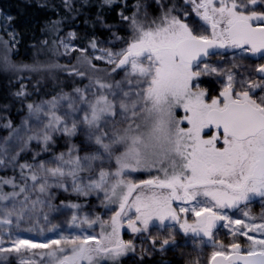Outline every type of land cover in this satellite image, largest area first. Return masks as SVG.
Returning <instances> with one entry per match:
<instances>
[{"label": "snow or ice", "instance_id": "6c2138e0", "mask_svg": "<svg viewBox=\"0 0 264 264\" xmlns=\"http://www.w3.org/2000/svg\"><path fill=\"white\" fill-rule=\"evenodd\" d=\"M117 2L103 0L109 6ZM70 3L64 0L66 7ZM155 3L160 15L148 25L135 14L121 13L131 32L119 51L98 49L93 39L89 46L102 55L89 57L87 48L60 41L63 54L78 51L93 69L92 61L102 60L111 66L109 77L122 78L95 77L72 93L27 104L36 127L26 119V133L16 130L21 147L14 154L6 146L12 136L0 143V167L20 170L19 182L0 176V264L12 259L16 264H120L122 257L137 253L134 240L122 238V229L147 234L152 250L163 252L178 246L176 226L185 237L210 241L222 226L248 242L243 250L238 242L221 245L210 264H264V213L255 216L247 209L254 198L264 201V63L255 66L256 76L237 80V74L225 73L214 97L199 83L202 76L220 74L206 62L210 55H222L219 49L264 60V0H182L187 7L179 8L171 0ZM15 42V34L10 40L0 37V47L8 51ZM2 59L16 68L6 55ZM67 71L87 75L75 67ZM14 95L27 92L21 86ZM62 107L67 110L61 112ZM3 126L12 128V123ZM78 133L92 151L81 155L73 145L47 162L17 163L33 141L48 152L56 134ZM5 186L12 190L5 192ZM53 188L95 195L107 218L74 213L68 228L79 231L67 234L57 225L39 227L49 221V212L58 211L51 203ZM242 205L243 219L228 214ZM154 223L167 231L158 246L159 237L150 232ZM45 230L56 235L44 240L21 235ZM140 251L141 260L151 254Z\"/></svg>", "mask_w": 264, "mask_h": 264}, {"label": "trees", "instance_id": "16d2710c", "mask_svg": "<svg viewBox=\"0 0 264 264\" xmlns=\"http://www.w3.org/2000/svg\"><path fill=\"white\" fill-rule=\"evenodd\" d=\"M171 2L178 4V0ZM160 11L155 0H118L110 6L104 4L103 0H71L67 7L64 0H0V37L10 40L11 34L16 36V42L10 51L0 47V143L12 136L22 117L29 114L27 104L39 105L58 95L72 93L74 88H83L95 77L112 82L118 75L109 77L107 72L111 66L98 60L92 61L96 65L93 69L78 51L66 57L57 44L59 39L69 31H77V43L80 47L91 49L89 43L94 39L110 44L114 50H120L130 39L131 32L129 23L121 19V13L125 16L135 14L138 20L148 25L160 15ZM5 55L9 64L16 66L15 69L5 66L2 59ZM24 66L39 70H17L24 69ZM72 67L87 75L84 78L69 75L67 69ZM21 86L27 95L17 97L14 94L21 90ZM9 120L12 128L4 127ZM73 145L80 149L81 155L94 149V146L82 142L77 136L56 134L54 143L49 146L50 151L43 152L42 145L33 141L28 150L20 155L17 163L34 164L37 161L51 160L54 155L67 152ZM19 147L21 144L18 149ZM36 153L39 155L34 160ZM19 171V168L0 167V176L16 177L19 182ZM11 190L8 186L4 188L5 192ZM51 194V203L58 209L48 213V222L53 225L59 224L65 215L72 212L83 211L96 216L104 209L99 199L92 195L78 196L58 188L51 189ZM71 204L80 207L67 206ZM43 226L47 229V222L41 221L39 227ZM143 260L146 263L147 260ZM7 264L16 262L12 259Z\"/></svg>", "mask_w": 264, "mask_h": 264}, {"label": "rangeland", "instance_id": "374dc122", "mask_svg": "<svg viewBox=\"0 0 264 264\" xmlns=\"http://www.w3.org/2000/svg\"><path fill=\"white\" fill-rule=\"evenodd\" d=\"M177 7H187L182 5V0H178ZM3 18L6 20L7 18L3 16ZM190 20L194 19V17L190 16ZM69 33H74L75 38H71L69 36ZM79 38V33L77 31H69L65 37L58 40V46L60 47L62 53H64L65 49L63 46L60 45V41H64L65 43L69 44L70 46L80 49L83 47L78 46L77 39ZM97 48L98 49H104V50H112V51H119L112 49L106 42L103 41H96ZM90 45V43H89ZM74 51H71L69 54H64L66 57H69ZM90 57L94 55H102V52L99 50H93L88 49L87 53ZM102 63L106 64L104 61L100 60ZM206 62L211 65L218 68L220 74L212 73L209 75L202 76L200 78V86L204 88L209 96H216L218 95L219 91L222 90L223 82H226V75L227 72H232L234 74H237L236 78L237 80L240 79L241 76H247L249 73H251L253 76H256L254 69L255 66L261 63H264V60L260 59L259 57H252L250 55H245L243 58H241L239 50L231 51L229 53H224L222 55H212L206 59ZM233 64L237 65L236 67H233ZM108 65V64H106ZM110 66V65H109ZM122 78V74H118L116 78L112 81L115 82L116 80H120ZM66 108L61 109L60 111H66ZM28 119L29 120V126L35 128L37 125V121L34 117H29V114L22 117L20 120L19 126L16 130H19L20 134H25L27 127L24 125V121ZM16 130L12 134L13 139L8 141V145L10 146L9 151L10 154L12 152H15L18 149V146L20 143H18L15 140ZM77 137H79L82 142L88 143L85 136L83 134H77ZM49 160H45L47 162ZM133 177H137L140 179H146L148 178L147 173H133ZM96 197L95 195H92ZM97 198V197H96ZM98 199V198H97ZM247 209L251 211V213L255 216H259L261 213H264V201H261L259 198H254L247 206ZM245 210L244 206L242 205L240 209H232L228 210V214L230 216H233L234 218H244L242 215V212ZM76 213L80 216L83 215H91L88 212L83 211H77L72 212L64 216L62 218V221L59 224H56L58 226V231L63 232L65 234L69 232H78L79 229H69L68 228V222L71 220V216ZM97 215L102 216L104 218H107L106 210L102 209ZM93 216V215H91ZM51 222H47V227H50ZM46 227V226H43ZM177 229V247H170L167 250L161 252L159 250H152V246L149 242V237L147 234H142L139 236H134V242L137 246V253L138 256V264H150L148 261H152L151 264H209V260L211 258V255L213 251L219 250L220 246L223 245L225 247H228L233 242L241 243L242 250L246 247V244L248 243L244 237L239 236H232L229 234L228 229L220 226L218 229L215 230L214 234V240L210 241L206 237H192L183 236L182 233H179L178 226H176ZM86 231H91L86 228ZM96 231H99V228H96ZM123 231L128 234L129 236H132L130 231H128L126 228L123 229ZM150 232L152 236L156 237L158 236L159 239L157 240V246L160 243V240L164 238V236L167 235V231L161 232L159 230V226L157 224H153L150 227ZM21 235L35 239V240H44L51 237H54L56 235V232H48L45 230L43 235H38L35 233H21ZM131 239V238H130ZM141 248L148 249L150 251V255L144 256V259L147 260L146 263H144V260L140 259V255L143 253L140 251Z\"/></svg>", "mask_w": 264, "mask_h": 264}, {"label": "flooded vegetation", "instance_id": "af4514ba", "mask_svg": "<svg viewBox=\"0 0 264 264\" xmlns=\"http://www.w3.org/2000/svg\"><path fill=\"white\" fill-rule=\"evenodd\" d=\"M231 51H235V50H229V51L224 52V53H229ZM224 53H222V54H224ZM121 232H122V238L123 239L130 240V238H131L132 240H134V235L129 236L128 234H126L123 231V229L121 230ZM138 256H139L138 253H135V254L129 253L127 256H124V257L121 258L120 264H138Z\"/></svg>", "mask_w": 264, "mask_h": 264}, {"label": "water", "instance_id": "95a60500", "mask_svg": "<svg viewBox=\"0 0 264 264\" xmlns=\"http://www.w3.org/2000/svg\"><path fill=\"white\" fill-rule=\"evenodd\" d=\"M217 51H219V52H221V53H224V52H227V51H229V50L219 49V50H217ZM210 56H212V55H210ZM210 56H209V57H210ZM207 58H208V57H207ZM207 58H206V59H207ZM218 227H219V226H218ZM218 227H217V228H218ZM121 235H122V232H121ZM209 264H210V260H209Z\"/></svg>", "mask_w": 264, "mask_h": 264}]
</instances>
